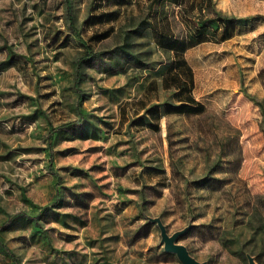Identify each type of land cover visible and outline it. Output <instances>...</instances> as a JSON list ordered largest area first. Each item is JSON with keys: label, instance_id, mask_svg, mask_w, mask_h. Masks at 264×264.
Segmentation results:
<instances>
[{"label": "rangeland", "instance_id": "rangeland-1", "mask_svg": "<svg viewBox=\"0 0 264 264\" xmlns=\"http://www.w3.org/2000/svg\"><path fill=\"white\" fill-rule=\"evenodd\" d=\"M189 2L0 0V264H70V249L83 264H178L156 217L168 234L188 227L177 242L200 262L264 264V0ZM149 6L179 36L210 12L250 17L185 52L204 110L155 130L133 123L141 107L177 102L140 23ZM80 39L100 54L78 67ZM75 190L95 198L58 209L86 221L70 244L48 209Z\"/></svg>", "mask_w": 264, "mask_h": 264}, {"label": "trees", "instance_id": "trees-1", "mask_svg": "<svg viewBox=\"0 0 264 264\" xmlns=\"http://www.w3.org/2000/svg\"><path fill=\"white\" fill-rule=\"evenodd\" d=\"M160 3L164 0H154ZM180 9H183V13H192L195 10L193 2H189L188 8L184 5L187 0H169ZM151 6L148 7L145 16L140 20L143 26L151 27L154 33L156 43L159 44L162 51L166 55L165 61L160 63L156 72H160L161 75V87L166 90V96L172 97L177 104L164 101L161 103L151 104L148 107L142 106L143 113L136 117L133 122L135 125L149 129H158V120L163 114L168 113H184L193 114L200 113L204 110V105L195 100L191 94V88L193 84V75L191 68L185 58V52L196 44L216 38L218 40H225L232 36L235 26L239 23H245L250 17H234L225 16L215 12L211 14H204L196 18L194 26L186 31L184 35H177L172 28V21L169 18L165 20L152 19L149 16ZM257 17V16H256ZM259 17V16H258ZM68 19L70 29L76 31L71 20L69 11ZM77 33V32H76ZM80 42L86 47L87 54L85 57L78 60V67L81 62L98 56L100 53L92 52L91 48L80 39ZM136 63L140 60L134 58ZM139 111H135V115H138ZM72 122L65 124L66 128H71ZM48 208H46L47 210ZM41 211V210H40ZM42 215V213H40ZM27 217V216H26ZM54 216H50L49 219H53ZM40 218H42L40 216ZM15 263V262H14Z\"/></svg>", "mask_w": 264, "mask_h": 264}, {"label": "crops", "instance_id": "crops-1", "mask_svg": "<svg viewBox=\"0 0 264 264\" xmlns=\"http://www.w3.org/2000/svg\"><path fill=\"white\" fill-rule=\"evenodd\" d=\"M76 191L77 190H75L73 193H70V196L72 197L70 199V203L67 202L65 205L60 203L58 207L52 206L48 209L51 213V216L54 217L53 219H49L47 223H56L64 227H70L69 236H66L67 234L61 232L60 230L56 231L54 228H52L53 230H55V232H57L61 241L70 242V244H72L78 239L79 235L77 232L85 228L86 221H84L83 218L80 215H78L77 212L75 213L72 210H70V212H62L58 209L63 207H70V209L77 210L80 208L83 210L84 209L87 210L88 203L95 198V196L89 197L90 196L89 192L86 191L76 192ZM47 243L48 240L43 242V246L46 247ZM80 256L82 255L77 253V251L70 249V264H83L82 259L79 258Z\"/></svg>", "mask_w": 264, "mask_h": 264}, {"label": "water", "instance_id": "water-1", "mask_svg": "<svg viewBox=\"0 0 264 264\" xmlns=\"http://www.w3.org/2000/svg\"><path fill=\"white\" fill-rule=\"evenodd\" d=\"M150 221L157 224L160 231V242L162 243L163 250L166 252L174 253L179 260L178 264H206L205 262H200L192 257L187 248L177 242V238L183 234L188 227L177 230L168 234L165 226L161 222L160 218H149ZM248 264H257L254 260V257L251 255H247Z\"/></svg>", "mask_w": 264, "mask_h": 264}]
</instances>
